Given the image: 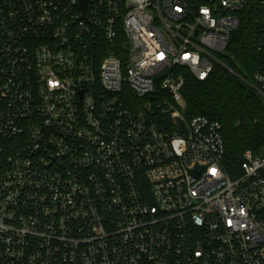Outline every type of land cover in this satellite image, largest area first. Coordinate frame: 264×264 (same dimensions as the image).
<instances>
[{"label":"built area","instance_id":"2783aa9c","mask_svg":"<svg viewBox=\"0 0 264 264\" xmlns=\"http://www.w3.org/2000/svg\"><path fill=\"white\" fill-rule=\"evenodd\" d=\"M81 2L0 0V264H264V153L231 175L183 94L221 66L264 99V0Z\"/></svg>","mask_w":264,"mask_h":264},{"label":"trees","instance_id":"16d2710c","mask_svg":"<svg viewBox=\"0 0 264 264\" xmlns=\"http://www.w3.org/2000/svg\"><path fill=\"white\" fill-rule=\"evenodd\" d=\"M257 30L252 18H242L222 57L227 65L241 73L260 67L263 55L256 47ZM183 94L190 117L201 115L222 124L224 165L231 175L240 172L245 153H264V99L239 78L221 66L204 82L187 72Z\"/></svg>","mask_w":264,"mask_h":264},{"label":"water","instance_id":"95a60500","mask_svg":"<svg viewBox=\"0 0 264 264\" xmlns=\"http://www.w3.org/2000/svg\"><path fill=\"white\" fill-rule=\"evenodd\" d=\"M87 1L88 0H82V2H81V7H82V9H83L84 12L86 10Z\"/></svg>","mask_w":264,"mask_h":264}]
</instances>
